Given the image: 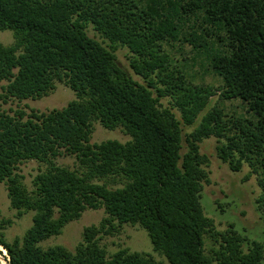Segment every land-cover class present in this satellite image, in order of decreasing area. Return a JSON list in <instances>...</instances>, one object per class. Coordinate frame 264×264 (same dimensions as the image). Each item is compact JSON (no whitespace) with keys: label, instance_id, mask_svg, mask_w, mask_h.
<instances>
[{"label":"trees","instance_id":"16d2710c","mask_svg":"<svg viewBox=\"0 0 264 264\" xmlns=\"http://www.w3.org/2000/svg\"><path fill=\"white\" fill-rule=\"evenodd\" d=\"M4 29L15 32V42L0 43V81H8L2 97L38 98L56 81L77 94L48 112L0 108V181L19 215L35 212L13 241L4 232L11 220L0 219L7 264H162L127 249L108 255L99 239L113 233L116 220L146 229L170 264H261L263 243L253 241L246 252L238 231L218 232L205 215L209 157L200 143L217 137L218 156L234 171L248 163L259 175L264 212V0H0ZM119 46L131 51L130 67L143 83L117 60ZM177 46H189L192 56H174L170 47ZM188 58L219 77L221 100H239L243 112L208 109L218 90L193 80ZM97 120L123 127L131 140L92 143ZM184 125L195 128L184 134ZM64 155L76 156L80 167L58 165ZM29 160L47 164L32 190L16 172ZM112 176L124 186L97 182ZM102 207L108 216L85 228L74 251L40 245L88 208ZM208 232L219 243L213 254L205 249Z\"/></svg>","mask_w":264,"mask_h":264},{"label":"rangeland","instance_id":"374dc122","mask_svg":"<svg viewBox=\"0 0 264 264\" xmlns=\"http://www.w3.org/2000/svg\"><path fill=\"white\" fill-rule=\"evenodd\" d=\"M89 34L103 42V39L92 27H89ZM14 42L15 32L13 30H0V43L5 46H11ZM170 49L173 54H176L174 56L180 57V59L182 58L180 53L192 56L189 46H186L183 50H180L179 46L170 47ZM115 53L119 63L130 71L134 79L143 83V78L136 75L130 67L129 57L132 53L129 48L119 46ZM184 64L195 82L206 83L218 90L217 94L211 97L208 109L217 105L223 108L228 116L243 112L239 100H221L220 88L222 87V80L219 77L207 71L200 62L194 65L190 58L184 60ZM7 84L8 81L6 80L0 81V108L10 114H14L19 109H23L27 113L32 110L48 112L52 109L64 108L70 101L77 99L75 91L60 81H56L55 88L49 94L23 100L11 96L2 97L4 87ZM162 103L164 106H170V97L163 98ZM174 111L180 117V112L177 109H174ZM194 128L195 126L184 125V134L192 132ZM106 140H119L122 143H126L131 140V136L126 133L123 127L111 130L105 128L100 121H94L91 142L101 143ZM218 145L219 139L214 136L206 138L200 143L201 153L207 154L209 157V163L205 167L209 181L203 183L201 204L205 215L213 219L215 230L224 232L227 229H235L245 239L243 248L248 252L252 247V242L255 240L264 245V212L258 202V198L263 193L258 182L259 175L252 173V168L248 163H244L240 171L232 170L229 163L224 162L218 156ZM186 149L187 143L184 141L182 152H185ZM56 163L70 169H78L80 167L79 161L74 155L60 156L56 159ZM46 168V163L29 160L20 163L16 172L22 176L23 182L28 189L32 190L35 176ZM247 176H249L248 179H246ZM97 182L106 183L110 188H117L124 186L126 180L119 176H112L97 180ZM34 214L35 212L28 211L19 215L18 210L11 205L7 183L0 181V219L11 220V224L7 225L4 230L8 241L24 236L25 232L33 224ZM107 216L108 214L104 207L99 209L88 208L83 212L80 219L67 224L60 235L53 236L41 242L40 245L44 248L62 245L74 251L76 246L83 240L85 228L91 225H99ZM114 225L113 233L103 234L99 239L101 246L107 250L108 255L111 256L120 249H127L130 252H139L151 256L162 264H170L165 255L154 249L148 232L139 224H120L116 220ZM213 234V232H208L204 235L207 254H213V250L219 246L217 238ZM3 256L5 255L0 250V264H4ZM261 264H264V259Z\"/></svg>","mask_w":264,"mask_h":264},{"label":"built area","instance_id":"2783aa9c","mask_svg":"<svg viewBox=\"0 0 264 264\" xmlns=\"http://www.w3.org/2000/svg\"><path fill=\"white\" fill-rule=\"evenodd\" d=\"M0 250H2L3 254L6 256V258H5V256H3V261H4V264H7L8 259H9L7 251L2 245H0Z\"/></svg>","mask_w":264,"mask_h":264}]
</instances>
